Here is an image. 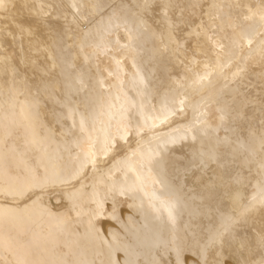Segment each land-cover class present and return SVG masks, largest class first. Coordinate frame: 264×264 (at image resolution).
<instances>
[{
  "label": "bare ground",
  "instance_id": "6f19581e",
  "mask_svg": "<svg viewBox=\"0 0 264 264\" xmlns=\"http://www.w3.org/2000/svg\"><path fill=\"white\" fill-rule=\"evenodd\" d=\"M0 264H264V0H0Z\"/></svg>",
  "mask_w": 264,
  "mask_h": 264
}]
</instances>
